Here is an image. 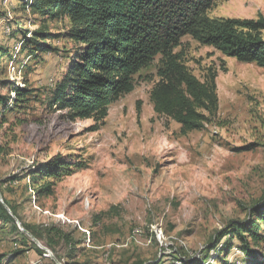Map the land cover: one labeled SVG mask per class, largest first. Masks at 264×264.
<instances>
[{"label": "rangeland", "instance_id": "obj_1", "mask_svg": "<svg viewBox=\"0 0 264 264\" xmlns=\"http://www.w3.org/2000/svg\"><path fill=\"white\" fill-rule=\"evenodd\" d=\"M31 2L0 0V80L9 83H0V93L13 99V83L31 89L24 108L6 113L0 129V182L20 223L39 233L42 239L35 238L52 255L23 225L26 231L3 217L0 264H46L56 256L60 264H243L239 240L222 235L249 219L264 194V67L187 35L173 53L198 79L216 75L218 111L202 129L183 133L154 111L150 92L160 55L135 75L131 92L109 105L102 122L70 120L49 101L76 46L58 34L66 30L58 20L48 27L59 37L47 39L58 52L33 51L24 42L40 25ZM207 15L264 17V0H217ZM48 165L58 177L32 179ZM45 181L50 194L43 192ZM212 243L224 250L212 251ZM255 251L264 258V237Z\"/></svg>", "mask_w": 264, "mask_h": 264}, {"label": "trees", "instance_id": "obj_2", "mask_svg": "<svg viewBox=\"0 0 264 264\" xmlns=\"http://www.w3.org/2000/svg\"><path fill=\"white\" fill-rule=\"evenodd\" d=\"M216 1L33 0L27 5L32 14L39 17L40 25L30 32L24 42L32 46L33 51L41 53L58 52L53 43L47 42L49 37L58 38V34L75 44V53L67 70L51 86L49 102L57 110H63L70 120L92 119L97 123L107 116L112 102L134 89L135 75L160 55L163 66L159 70V80L150 92L154 111L171 118L181 125L183 133H187L202 129L216 115L218 95L215 73L200 80L173 53L174 47L184 36H191L228 57L264 67V17L212 19L207 12ZM58 20L66 21V30L53 34L48 23ZM3 50L0 46L1 53ZM0 83L3 86L9 84L7 80H0ZM25 84L20 87L13 83L10 89L14 94L13 99H10L9 91L4 95L0 93V129L7 122L6 113L24 108L31 92ZM37 173L33 180L38 177L47 180L60 174L53 171L51 165ZM3 184L0 182V218L14 221L15 216L21 221L16 208L3 195ZM43 192H52L47 181L43 185ZM248 217L230 225L231 231L228 229L222 236L239 240L235 246L250 260H246L245 264H264V258L257 256L255 251L264 237L261 232L264 231V194L251 208ZM22 225L34 237L42 239L29 225L23 222ZM221 239H217L219 243ZM219 243H212L211 250L220 254L224 248H218ZM223 246L230 250L232 244L225 242ZM36 252L45 254L38 247ZM56 258L61 259L59 256ZM206 262L159 261L156 264ZM46 264L57 263L51 261Z\"/></svg>", "mask_w": 264, "mask_h": 264}, {"label": "water", "instance_id": "obj_3", "mask_svg": "<svg viewBox=\"0 0 264 264\" xmlns=\"http://www.w3.org/2000/svg\"><path fill=\"white\" fill-rule=\"evenodd\" d=\"M0 200L2 201V197H1V195H0ZM5 208H6L7 211L12 215L11 210L9 209V207H8L6 204H5ZM14 219H15V223L17 224V226H18L22 231H26V230L22 227V224L20 223V221H19L16 217H14ZM26 233L32 238V240L36 243V245H37L38 247L42 248V246L40 245L39 241H38L35 237H33L28 231H26ZM42 249H44L45 251H47V252L49 253V255H46V256H50V255H52L51 252H50L49 250H47V249H45V248H42ZM54 260L56 261L57 264H60V263L56 260V258H54Z\"/></svg>", "mask_w": 264, "mask_h": 264}]
</instances>
